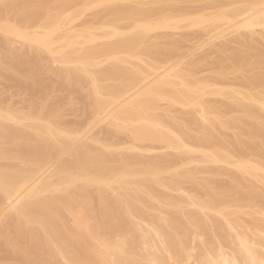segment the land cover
<instances>
[{"label":"bare ground","instance_id":"6f19581e","mask_svg":"<svg viewBox=\"0 0 264 264\" xmlns=\"http://www.w3.org/2000/svg\"><path fill=\"white\" fill-rule=\"evenodd\" d=\"M89 9L94 19L77 22ZM188 28L197 29L190 35L196 42L186 43ZM168 29L188 37L174 38ZM259 33L264 0H0L1 79L37 98L26 96L31 101L23 108L12 106L14 98L7 105V98L4 106L0 83V264H190L196 227L211 235L208 242L200 238L198 264H264ZM228 34L234 38L220 39ZM18 42L29 48L11 49ZM204 43L211 47L195 58ZM45 58L58 64L49 60L56 73L65 72L66 102L76 106V94L88 121L76 120L81 110L73 113L63 94L62 104L72 107L65 110L77 115L73 126L64 122L70 120L59 93L57 105L49 103L59 89ZM206 68L211 74L201 76ZM185 111L192 118L200 112L201 124L191 127L198 118L189 125ZM139 143L199 151L203 166L196 169L206 177L197 188L208 197L185 195L180 177L173 178L195 179V167L165 165L173 158L166 161L161 149L136 153ZM220 174L229 179L222 182Z\"/></svg>","mask_w":264,"mask_h":264},{"label":"rangeland","instance_id":"374dc122","mask_svg":"<svg viewBox=\"0 0 264 264\" xmlns=\"http://www.w3.org/2000/svg\"><path fill=\"white\" fill-rule=\"evenodd\" d=\"M92 8H93V7H92ZM98 9H99V7H98L97 9H96V8H93L94 11H95V10H98ZM89 10H90V11H87L88 15L85 14V15H87V16L83 15V18H84V19H83L82 17H80V19H79V20L77 19L78 21H77V20H76V21H77V22L81 21V22H79V23L83 24V21H85V20H87V19H88V20H93L94 18L92 19L91 17H93L92 14H93L94 11L91 10V9H89ZM91 11H92V12H91ZM90 12H91V14H90ZM95 12H96V11H95ZM95 12H94V13H95ZM89 15H90V18H89ZM93 15H94V14H93ZM81 19H82V20H81ZM76 24H77L78 26H76ZM74 25L76 26L74 29H77L78 27L81 26V25L79 26L78 23H75ZM81 27H82V26H81ZM81 27H80V28H81ZM180 29H182V28H180ZM180 29H179V33H182V32H183V29H182V30H180ZM194 29H195V28H193V31H194L193 34H192V32H193L192 29H191L190 31H189V28H188V31H187L186 29H184L186 35L189 34V35H188L189 37L186 36L184 33H183V35H185V36H183V35H181V34L178 36V29H177V30L175 29L174 31H173L172 29H171V30L168 29V30H165V31H168V32H174L175 34L172 33V34H174V38H175V36H178V38H180L181 36H183V38H184V37H188V38H185V41H186V39H188V40L186 41V43H188L189 41H191L192 37H193L194 34H196V32H197V29H196V32H195ZM157 31H158V30H157ZM155 32H156V31H155ZM176 32H177V35H176ZM187 32H188V34H187ZM190 32H191V33H190ZM172 34L169 33L168 35H172ZM0 35H1V34H0ZM190 35H192V37H191ZM263 35H264L263 33H261V34L259 33V35H257V41H258V40L264 41V36H263ZM1 36H2V35H1ZM1 36H0V37H1ZM231 36L233 37L234 35H232V34L229 35V34H228V36L221 37L220 39H221V40H225V39H226V40H229L230 38L232 39ZM258 36H261V37H258ZM158 37H159V36H157V38H158ZM166 37H167V35H166ZM171 37H172V36H170V38H168V39L166 38V39H167L166 42H168L170 39H172ZM190 37H191V38H190ZM163 38H165V37H163ZM163 38H161V36H160V39L158 38L157 40H155V39H154V40H155V41L161 40V42L158 41V43H161V44H163V46H165V45H166V44L164 45V43H165L164 40H165V39H163ZM183 38H180V39H183ZM189 38H190V39H189ZM227 38H228V39H227ZM233 38H234V37H233ZM259 38H260V39H259ZM231 39H230V40H231ZM154 40H153V41H154ZM183 40H184V39H183ZM194 40H195V41H194ZM196 40H197V38H196V39H192L193 42H196ZM155 41H154V42H155ZM162 41H163L164 43H162ZM185 41H184V42H185ZM214 41L219 42L220 40L218 39V41H217V39H216V40H214ZM261 41H260V42H261ZM184 42H183V43H184ZM20 43H21V42L14 43V44H13L14 46L11 45V47H12L11 49L19 50V48H20V49L23 48V49H26V50H27V49L29 48L27 45L20 44ZM156 43H157V42H156ZM158 43H157V44H158ZM214 43H215V42H214ZM258 43H259V42H258ZM263 43H264V42H263ZM263 43H262V44H263ZM19 44H20V45H19ZM161 44H159V45H161ZM188 44H189V43H188ZM188 44H187V45H188ZM232 44L234 45L235 43H232ZM259 44H260V43H259ZM16 45H17L19 48L16 47ZM204 45H205V43L203 44V46L200 45V46L198 47V48L201 49V50H199L198 48H197V49L194 48V50L196 49V50H195L196 52L194 51V52L192 53V55L195 53L196 55L194 54V57H195V56H199V55H197L198 53H201V52L204 51L206 48L209 49V48L211 47V44L208 45V43H206L205 47H204ZM235 45L237 46V44H235ZM239 45H240V44H238V46H239ZM263 45H264V44H263ZM20 46H21V47H20ZM163 46H159V47H163ZM185 46H186V44H185ZM187 47H188V46H187ZM203 47H204V50H203ZM15 48H17V49H15ZM11 49H10V50H11ZM198 50H199V51H198ZM206 50H207V49H206ZM192 51H193V50H191V52H192ZM8 53H9V52H8ZM215 53H217V52H215ZM218 54H219V53H218ZM218 54H216V55H218ZM190 55H191V54H190ZM190 55H189V56H190ZM216 55H215V56H216ZM191 57L193 58V56H191ZM5 58H6L8 61H5V60H6ZM188 58H189V57H187V59H188ZM195 58H196V57H195ZM190 59H191V58H190ZM190 59H188V60H190ZM193 59H194V58H193ZM3 60H4V64H5V63H6V64H9V60H11V59H10L9 57H4ZM45 60H46L45 62L47 63V64L44 63V64H45V67H46V65H47V67L51 66L52 69H53V68H55V66H56V69H57V65H58V64H56V62H55L54 60L49 59L50 61L52 60L56 65H55L53 62L50 63V61L48 60V58H47V59L45 58ZM47 61H48L50 64H52V63H53V64H52V65H49ZM54 65H55V66H54ZM49 68H50V67H49ZM49 68H47V72H49V70H48ZM207 68L210 69V67H207ZM207 68H206V69H207ZM56 69H53V70L50 69L51 73H53L52 71H54V73H55L54 75H56L57 77L54 78V75H53V77H52L53 82H52V81H48V83L52 82L55 86L57 85V86H56V89H59V90H55V88L53 89L55 92L51 91V89L49 90V91H51V93L53 92V97L56 96L55 98H57V100H55V98L51 97V98H53L55 101H54L53 99L50 100L51 98H48V101L50 100L49 103H51V105L55 106V104H56L57 101H58V97H59V101H60V103H61L60 107H61V106H64V104H62V101H63L64 99H63V97H61V94H63V96L65 95V96H64V97H65V103H67L68 101H71V100H69V99H68V100L66 99L67 96H69V94H70L71 92H70L69 94H67L69 91L66 90V88H67V89H69V88L67 87V85H66V83H65V77H66V75L63 74V73H65V72H64V71H60V72L56 73V71H57ZM206 69H205L206 72L203 71L204 75H203L202 72H200L199 74H200V75L202 74L201 76H208V75H210V74L212 73V71H211L212 69H210L211 73H209V70L207 69V70H208V71H207ZM44 70L46 71V68H45ZM55 70H56V71H55ZM45 73H46V72H45ZM59 73H60V74H59ZM205 73H206V75H205ZM46 74H47V73H46ZM46 74H44V75H45V77L48 78V76L50 75V72H49V75L46 76ZM59 75H61V76H59ZM211 76H212V75H211ZM1 77H2V76L0 75V79H1ZM59 77H60V79H59ZM50 78H51V77H49L48 79L50 80ZM54 79H55L56 83H54ZM57 79H59V81H58ZM2 80H3V79L0 80V81H1L0 83L4 85V86H2V87H4V88H5V85H6V88L8 89V87L11 86V85L13 84V82H12L11 84L9 83L10 80H8L9 82L6 81L7 84L4 83V80H3V83H2ZM58 82H59V83H58ZM57 83L59 84V87H58V84H57ZM60 83H61V84H60ZM87 83H88V82L86 81V85H87ZM1 84H0V85H1ZM53 84L50 83V86H51V85L53 86ZM17 85H19V84H17V83L14 82V86L12 85V86L10 87V88H11L10 90H9V89L7 90V89L5 88V92H6V94L4 95V97H2V98H3V99H2V105L5 106L4 102H6L5 100H6L7 98H8L7 100H9V99L13 100V98H14V101H15V102H12V101L9 100L8 102H6V104H7V103L9 104V106L12 105V103H13L12 106H14V105H20V106H21L23 102H24V104H26V106L28 105L27 102L29 103V102L31 101V98H33V97H32L33 95H32L31 92L28 91V90H27V92H25L26 89H24L23 87H21V85H19V87H17ZM84 85H85V84H84ZM86 85H85V88H86V90H87ZM50 86H49V88H52V87H50ZM0 87H1V86H0ZM13 87H14V88H13ZM53 87H54V86H53ZM62 87H63L64 89H63ZM17 88H18V90H17ZM20 89H22V90H20ZM60 89H61V91H60ZM11 90H12V91H11ZM62 90H63V91H62ZM69 90H70V89H69ZM84 90H85V89H83L82 91L84 92ZM86 90H85V92H86ZM1 91H2V88H0V94H1ZM8 91H9V92H8ZM23 91H24V92H23ZM7 92H8V93L11 92V95H12V96H11L10 94L7 95ZM17 92H18V93H17ZM62 92H63V93H62ZM13 93H14V94H13ZM23 93H24V94H23ZM51 93H49V94H50L49 96H52ZM58 93H59V96H58ZM64 93H65V94H64ZM21 94H23V95H21ZM25 94H26V95H25ZM55 94H56V95H55ZM29 95H31V96H29ZM66 95H67V96H66ZM77 95H78V94H77ZM7 96H8V97H7ZM21 96H22V97H21ZM26 96H27L28 98L31 97L30 100H29ZM57 96H58V97H57ZM209 96H210V97H213V95H207L206 97H209ZM23 97H24L25 99H24ZM34 97H35V96H34ZM60 98H62V99L60 100ZM68 98H69V97H68ZM72 98H73V99L76 98V99H75V100H76V101H75V102H76V106L78 105V107L74 106L75 103H74V101H72V103H73V106H72L73 109H71V111H73V113H74V112H76V110L80 109V107H82V105H81V102H80V98H79V101H78V99H77L78 96L76 97V94H75V96L72 97ZM4 99H5V100H4ZM26 99H28L29 101L26 100ZM36 99H37V98L35 97V100H34V98H33L32 101H33V100L36 101ZM70 99H71V98H70ZM73 99H72V100H73ZM3 100H4V101H3ZM20 100H23V101H20ZM16 101H17V103H16ZM66 101H67V102H66ZM11 102H12V103H11ZM18 102H19V103L21 102V103L19 104ZM25 102H26V103H25ZM78 102H80V103H78ZM54 103H55V104H54ZM63 103H64V102H63ZM72 103H70L69 105H72ZM77 103H78V104H77ZM8 104H7V105H8ZM24 104H23V105H24ZM79 104H80L81 106H79ZM23 105H22L21 108H23ZM56 105H57V104H56ZM66 105L69 106L68 103H67ZM20 106H18V107H20ZM67 106H64L63 108L61 107L62 110H63V109L65 110V108H66V110L68 111L70 108H72V107H70V108L68 109ZM16 107H17V106H16ZM58 107H59V102H58ZM75 107H76V108H75ZM24 108H26V107L24 106ZM61 108H60V109H61ZM75 109H76V110H75ZM64 110H63V111H64ZM66 110H65V113L67 114L66 117L68 116L70 122H71V118H72V123L68 122V119H67V121L64 120V122H66L67 126H73V123H74L73 120H74L75 122H78V121L86 122V121H88L87 118H86V117H88V116L86 115V117H85V116H84L85 113L83 114V111H82V110H83V107H82V110L80 109L81 111H78V115H79V112H80L81 115H83V116L80 115L82 118H80L79 116H77V115H75V114H73V113H71L72 115H70V113H68ZM63 111H61V112H63ZM65 113H64V114H65ZM185 113H186V111H185ZM185 113L183 112V113H182L183 115H180V116H181V117H182V116L185 117V116H186V115H184ZM76 114H77V113H76ZM186 114H187V117H185V118H186V122L189 120V121H188L189 123L187 122L189 125L192 124L194 121H195V122L198 121V122H196L197 124L194 122V123L191 125V127H193V125L196 127V126H198V124H199V125L201 124L200 122H202V121H201V120H202V117L200 118V121H199V118H198V117L201 116L200 112H198V113L195 114V117L198 118V119H195V120H194L195 117L192 118L193 116L191 115V113H189V115H188V113H186ZM234 114H235V113H232V115H234ZM196 115H197L198 117H197ZM199 115H200V116H199ZM235 115H236V114H235ZM72 116H73V117H72ZM76 116H77L78 118H76ZM188 116H189V117H188ZM191 116H192V117H191ZM62 117H63V116H62ZM66 117L63 118V119H66ZM183 117H182V118H183ZM75 118H76V120H78V121H76ZM185 118H184V120H185ZM187 118H189V119H187ZM191 118H192V120H194V121H191V120H190ZM80 119H81V120H80ZM67 122H68L69 124H68ZM191 122H192V123H191ZM66 124H65V126H66ZM71 124H72V125H71ZM195 124H196V125H195ZM123 136H124V135L119 136V138L121 137L120 139H122ZM125 138H126V137H125ZM120 139H118V140H120ZM122 140H123V139H122ZM122 140H120V142H121ZM124 140H126V139H124ZM124 140H123V141H124ZM260 140H261V139H259V141H260ZM123 141H122L121 143H123ZM122 145H123V144H122ZM148 145H149V144H148ZM152 145H153L154 147H151ZM156 145H157V147L160 146L161 148H160V147H159V148H156V147H155ZM141 146H142V147H144V146L147 147V144L142 143V145H141V143H139V146L137 147L138 149L136 148L137 151L135 150V152H136V153H137V152H140V151H139V149H140V150H142V152H140L139 154H142V155H143V153H144V152H143V149H144V148H142ZM149 146H150V147H149ZM149 146H148V149L150 148V150H151V149L153 150V148H154L155 150H156V149H157V150H158V149H161V150H158V153L161 151V153H165V154H162V155H166V157H168V156H167V154H168V155H169V158H168V159L166 158V161L169 160L170 158H173V159H172V162H170V160H169V162H166L165 165H171V164L174 162L173 165L170 166V167H174V165L176 164L175 162H177V164H178V165H177V168H181V169H182V166H183L184 168L187 167V168H185V169L183 168L184 170H186V169H188L189 166H190V168L192 169L191 172L193 171V168L195 167L194 172L196 171V173H199V174L196 175L198 178H197V177H196V178L194 177L195 179H193V178H191L190 176H188V178H187V177H184L183 175H182V176L177 175L178 178L173 176V178H176V179L178 180L179 177H180L179 181L181 180V181H180V182H181L180 184H181L183 187H182L180 184H179V185L182 187V189H184V192L186 191V192H189V193H192V194L196 193V195H198V196L200 195V196H201V197L199 196L201 199H205V198L208 197V195L206 194L207 191H206V192L204 191L205 188H204V189H203V188H197V186H199V185H197V184L200 183L199 181H203V180L205 179V177H206V175L204 176L203 173L200 174V172H197V171H198L199 169H201V167L203 166V165H200V164L202 163L201 161H199L200 163L198 162V160H200V159H198V157H197V156L199 155L197 152H199V151H194V153H196V154H195L196 157H195L194 153L191 154V152H189L188 155L186 154L187 152H173V153H172V151H171L170 149L168 150V149L162 148V146H161L160 144H158V143L150 144ZM120 147H122V146H120ZM146 147H145V149L148 150ZM122 149L125 150V148H121V149H120V152L123 151ZM145 149H144V150H145ZM146 150H145V151H146ZM150 150L147 151V152H145V154H148V155L151 154V155H152L153 153H157V151H155V150H154V151H152V150L150 151ZM118 151H119V148H118ZM166 151H167V154H166ZM169 151H171L170 154L172 153L173 157H170V156H172V155H170V154L168 153ZM148 152H149V153H148ZM174 153H176V154L178 153V155H176V154H174ZM148 155H144V156H148ZM151 155H150V156H151ZM155 155H157V154H155ZM174 155H175V156H174ZM185 155H186V157H187L189 160L192 161L191 163H190V161L186 163V161H188V159L185 157ZM150 156H148V157H150ZM152 156H153V155H152ZM181 156H182V157H181ZM174 157H176V158L178 159V161H176V160H177L176 158H175V161H174ZM192 157L195 158V159H197V160L190 159V158H192ZM156 158H158V157H156ZM185 158H186V159H185ZM184 159H185V160H184ZM132 160H133V159H132ZM181 160H182V162L180 163ZM134 161H136V162H135L133 165H135V164L138 163V160H135V159H134ZM195 161H196L197 163H196ZM132 162H133V161H132ZM182 163H184V165H182ZM188 163H189V166H188ZM194 164H195V165H194ZM196 164H199V166L197 167ZM217 166H220V167L222 166V168H224L226 165H224V164H223V165L218 164ZM175 167H176V165H175ZM196 167H197L198 170L196 169ZM226 167H227V166H226ZM183 169H182V170H183ZM189 170H190V169H189ZM189 170H187V171H189ZM168 175H171V176H168ZM200 175H201L202 177L204 176V177L202 178V180H201V176H200ZM132 177H133V176H132ZM162 177H163V178H171V177H172V174H169V173H168V174H164ZM182 177H183V180H182ZM137 178H139V177H137ZM184 178H186L187 181H186ZM189 178H190V179H193L194 181H193V180L190 181ZM218 178H219V180L222 179V180H221L222 182H225L226 179H229L228 177L225 176V174H224V175L220 174V176H218ZM188 179H189V180H188ZM196 179H200V180H197V183H196V181H195ZM184 180H185V181H184ZM184 182H185V183H184ZM189 182H192L193 185H192V183H190V185H192V186H190V185H189ZM186 183H187V184H186ZM194 183H195V184H194ZM194 185H195L196 187H194ZM191 187H192V189H191ZM164 188H165V189H168V188H166V187H164ZM164 188H162V189H164ZM162 189H160V190H162ZM165 189H164V191L167 192V190H165ZM186 189H187V190H186ZM198 189H199V190H198ZM201 189H202V190H201ZM218 189H219V188H218ZM220 189H221V188H220ZM171 190H172V189H171ZM171 190L168 191L167 194H168V193L171 194L170 192H173V191H171ZM192 191H193V192H192ZM196 191H197V192H196ZM214 191H215V193H216V192H220L221 190H220V191L214 190ZM141 192H142V191H141ZM179 192H183V190H182V191L179 190ZM184 192H183V194H184ZM186 192H185V195H186ZM200 192H201V194H198V193H200ZM204 192H205V193H204ZM163 193H164V192H163ZM174 193L177 195L178 191L173 192L171 195H173ZM189 193H188V194H189ZM202 193H203L204 196L202 195ZM140 194H141V193H140ZM144 194H145V193H143V194H141V195H142V198L144 197V199H145L146 196H143ZM175 194H174V195H175ZM181 194H182V193H181ZM181 194H178L177 196H181ZM196 195H194V196H196ZM140 198H141V196H140ZM153 211H154V210H153ZM153 211H152V212H153ZM154 212H155V211H154ZM169 212H171V210H170ZM245 215H246L245 217H249V218H250L251 215L254 216L255 214H254V215L251 214L250 216H249V215L247 216V214H245ZM99 216H100V215H99ZM252 216H251V217H252ZM223 222H224V221H223ZM153 224H154V225H153ZM153 224H152V225L155 226V223H153ZM150 225H151V224H150ZM152 225H151V226H152ZM144 226H145V225H144ZM146 226H148V225H146ZM153 226H152V227H153ZM148 227H150V226H148ZM152 227H150V228H152ZM145 228H146V227H145ZM198 230H201V231H203V232L200 234L201 231H198ZM206 232H207V231H206ZM206 232H205V229L203 230V229L200 228V227H199V228L196 227V231H195V229H194V231H193V236H194V238H195V241H194V247H193L192 249H190L192 252L189 250V253H190V254L192 253L191 255H192L193 257H191V255H190L191 258H189V260H188L189 262H188V263H190V264H198V260H196V259L198 258L197 256H198V254L200 253V250H199L200 248H198V247L201 246V243H202L201 239L204 240L203 242H208V241H207V240H208V237H209L208 235H210L208 232H207L208 234L205 235ZM127 233H128V232H127ZM127 233H126V236H129ZM204 233H205V234H204ZM195 234H196V235H195ZM203 234H204V235H203ZM210 237H211V235H210ZM200 238H201V239H200ZM209 239H210V238H209ZM197 240H198V241H197ZM200 241H201V242H200ZM197 242H198V243H197ZM195 244H196V245H195ZM198 245H199V246H198ZM143 247H145V246L143 245ZM196 247H197L198 249H197ZM198 252H199V253H198ZM196 255H197V256H196ZM123 257H124V258H123V259H124V262H126L127 259H128V258H126V257H129L128 253L126 254V256L124 255ZM194 259H195V261H194ZM198 259H199V258H198ZM196 262H197V263H196ZM169 264H178V262H176L175 259H172V260L169 261Z\"/></svg>","mask_w":264,"mask_h":264},{"label":"snow or ice","instance_id":"6c2138e0","mask_svg":"<svg viewBox=\"0 0 264 264\" xmlns=\"http://www.w3.org/2000/svg\"><path fill=\"white\" fill-rule=\"evenodd\" d=\"M7 190V189H6Z\"/></svg>","mask_w":264,"mask_h":264}]
</instances>
